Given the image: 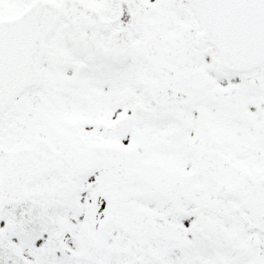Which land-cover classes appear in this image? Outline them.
Wrapping results in <instances>:
<instances>
[{"label":"snow or ice","instance_id":"6c2138e0","mask_svg":"<svg viewBox=\"0 0 264 264\" xmlns=\"http://www.w3.org/2000/svg\"><path fill=\"white\" fill-rule=\"evenodd\" d=\"M0 264H264V0H0Z\"/></svg>","mask_w":264,"mask_h":264}]
</instances>
